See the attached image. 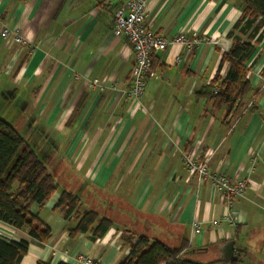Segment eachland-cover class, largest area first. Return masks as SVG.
I'll list each match as a JSON object with an SVG mask.
<instances>
[{
  "label": "crops",
  "instance_id": "0c3cea01",
  "mask_svg": "<svg viewBox=\"0 0 264 264\" xmlns=\"http://www.w3.org/2000/svg\"><path fill=\"white\" fill-rule=\"evenodd\" d=\"M124 1L0 0V30L10 27L26 40L18 46L0 37V118L41 152L59 186L31 208L51 229L46 242L1 220L0 236L28 243L20 264H83L80 256L119 264L129 252L122 228L183 247L201 262L219 258L218 244L233 240L242 264H264V39L248 62V95L229 113L212 109L197 93L218 69V44L230 40L240 15L237 0H146L145 22L156 32L201 41L189 51H157L141 107L133 108V53L113 33L114 11ZM227 69L223 64L220 74ZM184 151L206 160L210 172L250 178L244 193L228 201L209 181L199 182ZM61 189L112 227L94 241L70 235L76 220L53 209Z\"/></svg>",
  "mask_w": 264,
  "mask_h": 264
},
{
  "label": "trees",
  "instance_id": "16d2710c",
  "mask_svg": "<svg viewBox=\"0 0 264 264\" xmlns=\"http://www.w3.org/2000/svg\"><path fill=\"white\" fill-rule=\"evenodd\" d=\"M237 2L240 15L227 33L229 48L221 51L218 69L210 83L197 93L212 102V109L225 108L228 113L251 89L248 62L258 55L257 47L264 39V0ZM153 63L152 57L151 68ZM223 64L228 65L224 76L220 74ZM58 187L36 152L9 122L0 118V220L15 228H24L30 237L46 242L51 229L31 208L33 205L42 207ZM81 207L78 194L65 189L59 191L53 209L65 219L73 216L76 220L68 230L70 235L87 233L94 241L112 227L111 220ZM120 240L129 246V252L119 264H242L239 254L231 260L197 261L186 257L182 253L183 247L170 248L157 240L151 242L145 235H137L128 228L121 229ZM27 249L28 243L24 240H5L0 236V264H20ZM37 264L52 263L38 260ZM56 264L68 263L60 261Z\"/></svg>",
  "mask_w": 264,
  "mask_h": 264
},
{
  "label": "built area",
  "instance_id": "2783aa9c",
  "mask_svg": "<svg viewBox=\"0 0 264 264\" xmlns=\"http://www.w3.org/2000/svg\"><path fill=\"white\" fill-rule=\"evenodd\" d=\"M148 12L146 0H125L118 6L113 14V33L118 37H124L133 53L134 63L130 72V85L127 90L128 96L132 99V107H141L140 98L143 95L147 78L151 74V60L153 55L169 45L182 46L187 51L201 39H189L184 33L179 32L170 36L156 32L151 25L146 24L145 18ZM0 37L11 39L18 46L26 45L25 38L17 30L2 26ZM218 44V41H214ZM230 40H224L218 44L221 51L229 48ZM180 59H177L179 62ZM92 84L97 79H92ZM182 161L189 174L194 175L199 182L209 181L220 194L228 201L241 196L250 178H233L223 173L210 172L207 169V161H198L192 157L190 151L182 153ZM194 231L200 232L199 227L194 223ZM83 264H104L97 258L80 256Z\"/></svg>",
  "mask_w": 264,
  "mask_h": 264
},
{
  "label": "water",
  "instance_id": "95a60500",
  "mask_svg": "<svg viewBox=\"0 0 264 264\" xmlns=\"http://www.w3.org/2000/svg\"><path fill=\"white\" fill-rule=\"evenodd\" d=\"M217 249L219 251V258L224 260H231L234 254V242L233 240H226L221 244H218Z\"/></svg>",
  "mask_w": 264,
  "mask_h": 264
},
{
  "label": "rangeland",
  "instance_id": "374dc122",
  "mask_svg": "<svg viewBox=\"0 0 264 264\" xmlns=\"http://www.w3.org/2000/svg\"><path fill=\"white\" fill-rule=\"evenodd\" d=\"M38 154H39V153H38ZM41 155H42V154H41V152H40V154L38 155V156H39V158L41 157ZM206 261H208V260H206Z\"/></svg>",
  "mask_w": 264,
  "mask_h": 264
}]
</instances>
